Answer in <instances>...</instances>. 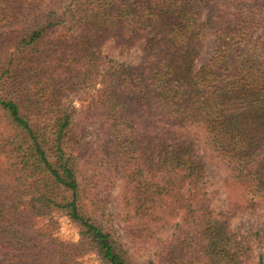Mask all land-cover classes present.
Returning <instances> with one entry per match:
<instances>
[{
	"label": "trees",
	"instance_id": "trees-1",
	"mask_svg": "<svg viewBox=\"0 0 264 264\" xmlns=\"http://www.w3.org/2000/svg\"><path fill=\"white\" fill-rule=\"evenodd\" d=\"M108 39L144 41L152 61L117 63L99 51ZM2 52L0 264H133L94 201L113 182L132 237L176 230L147 264H245L201 160L226 172L235 206L264 203V0H0ZM76 125L94 127V147ZM56 216L77 243L40 224Z\"/></svg>",
	"mask_w": 264,
	"mask_h": 264
},
{
	"label": "rangeland",
	"instance_id": "rangeland-1",
	"mask_svg": "<svg viewBox=\"0 0 264 264\" xmlns=\"http://www.w3.org/2000/svg\"><path fill=\"white\" fill-rule=\"evenodd\" d=\"M67 1L61 0L62 3ZM25 15L28 16L27 14ZM260 31L258 30L254 35L260 34ZM55 36L57 35L50 36L49 39ZM202 41L203 44L195 63V69L207 63L214 50L215 40L212 34H209ZM99 51L113 61L131 67L147 66L153 57V55H147L144 41H139L135 45L127 47L115 42L113 39H108L100 46ZM0 56L3 58L5 52H2ZM74 105L77 110L81 109L82 105L77 99H74ZM77 112L79 113L80 111ZM74 134L76 140L86 146L87 149L94 147L98 140L97 131L89 125H76ZM151 138H154L153 134H151ZM147 141V139H144L143 142ZM199 153L202 156L201 152ZM201 162L204 164L206 174L205 189L211 199L213 210L228 223L231 233L230 237L244 248L242 260L245 261V264H257L259 255L264 259V203L253 208L235 206L230 200L231 196L224 187L223 182L226 172L215 168L204 155ZM94 201L101 205L105 216L103 225L122 243L133 264H147L149 261L156 262L158 255H160L159 251H161L160 242L167 239H175L176 230H173L171 224H165L163 229L155 234V239H147L145 242L140 243L138 238L132 237L120 218L123 206L121 184L118 182H113L104 189L98 190ZM40 224L44 225L45 228L49 226L54 237L61 242L72 244L78 242V229L65 217L56 216L53 218L52 223L44 220ZM78 264H101V262L95 255L86 254L78 259Z\"/></svg>",
	"mask_w": 264,
	"mask_h": 264
}]
</instances>
